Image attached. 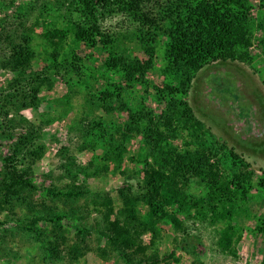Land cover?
I'll return each instance as SVG.
<instances>
[{
    "label": "trees",
    "instance_id": "1",
    "mask_svg": "<svg viewBox=\"0 0 264 264\" xmlns=\"http://www.w3.org/2000/svg\"><path fill=\"white\" fill-rule=\"evenodd\" d=\"M58 2L62 4V0ZM262 5L264 9V0ZM63 7L64 27L42 34L45 45L51 48L46 57L47 69L34 66L38 53L29 32L20 45L9 33L0 38V66L14 73L9 89L0 92V144L11 141L7 152L0 150V216L6 215L0 221V255L9 253L8 237L14 235L10 222L32 231L56 259L77 261L91 250L84 231H78L76 241L69 244L62 214L18 217L17 211L18 206L29 202V192L36 189L35 167L45 152L37 141L42 127L20 114L39 105L42 88L54 86L51 71L57 74L61 69L78 80L69 86L65 103L72 100L76 86L87 89L88 113L81 129L89 139L93 156L82 165L62 152L64 178L69 183L64 192L52 190L54 195H83L85 185L80 179L100 176L108 164H113L125 177L117 189L122 207L116 210L106 204V214L112 217L106 222L103 236L127 263L159 264L163 258L158 253L146 255L150 246L143 236L149 233L151 245L155 244L162 237L161 224L166 220L177 231H183L185 220L181 215L187 219L202 217L211 225L221 224L217 244L222 251L235 254L238 220L246 211L243 203L250 199L253 189L264 191V171L255 180L251 164L216 138L185 97L205 66L218 61L251 62L257 30L262 33L264 50V14L256 19L250 0H63ZM118 14L135 24L129 34H112L104 29V21ZM0 27L4 29L1 24ZM128 43L142 46L145 56H134ZM162 43L160 71L165 82L157 85L148 74L156 69ZM82 46L106 50L100 75L115 73L125 86L108 83L110 89H91L90 80L97 70L89 74L81 67L77 51ZM137 86L161 104L160 112L142 99L134 105L130 103L124 92ZM96 108L107 114L124 112L126 116L110 122L103 117L90 118ZM12 111L15 116H11ZM138 135L142 136L140 150L130 156L137 167L123 169L128 144ZM183 135L180 149L173 141ZM44 220L50 222V229L37 228ZM258 231L264 234V223ZM102 251L105 254V249ZM141 255L147 257L136 263ZM165 257L167 264L180 261L175 250Z\"/></svg>",
    "mask_w": 264,
    "mask_h": 264
},
{
    "label": "rangeland",
    "instance_id": "2",
    "mask_svg": "<svg viewBox=\"0 0 264 264\" xmlns=\"http://www.w3.org/2000/svg\"><path fill=\"white\" fill-rule=\"evenodd\" d=\"M58 1L0 0V24L4 28L0 27V38L9 33L14 43L20 45L24 42L23 36L29 32L33 36L32 47L38 53L34 63L36 69L48 68L46 57L51 48L45 45L42 34L54 27L62 28L65 25L62 18L63 0L62 4ZM250 3L252 14L256 19H260L264 14L262 0H250ZM20 22L25 23L21 25ZM103 27L106 32L112 34H129L130 30L136 28L131 19L120 14L108 17ZM261 38L262 33L255 31L251 62L218 61L205 66L197 74L185 97L196 116L216 138L226 143L228 148L235 149L251 164L250 169L256 175L255 180L257 175L264 171V50ZM128 44L134 56H145L142 46ZM5 45L3 44L4 48H9ZM164 45L162 43L158 48L156 69L148 74L149 79L157 85L165 82L160 71ZM77 52L82 58L83 70L89 74H93L92 70H97V73L93 74L95 78L90 80L91 89L95 92L109 88L108 83L125 86L121 76L115 73L100 75L106 50L82 46ZM13 74L10 69L0 66V92L9 89ZM50 76L54 86L51 89L44 86L39 94V105L24 109L20 114L37 127H42L37 141L45 147V152L35 167L33 183L36 189L29 192L31 203L17 207L18 217L43 218L51 214H62L65 218L61 223L66 229L69 244L76 241L78 231H84L91 250L77 261L69 258L56 259L49 254L45 244L33 236L32 231H27L18 222L16 225L15 222H10L9 228L14 227V235L8 237L9 253L0 255V264H129L109 247L103 236L106 222L112 217L106 214V204L116 210L122 207V199L117 189L124 184L125 177L113 164H108L100 176H92L89 179L82 177L80 183L85 185L86 192L81 196H56L52 192L66 191L69 183V179L64 178L62 152H66L82 165L92 158L93 152L88 137L81 129V122L88 113L87 89L76 86L71 93L72 100L65 103L67 99L64 96L69 92V86L78 81L77 77L66 73L64 69L57 74L51 71ZM113 89L116 91V87ZM151 92L154 93V90L151 89ZM124 93L132 105L137 99H142L157 112L162 109L152 94L145 93L141 86ZM13 112L11 116H15ZM125 116L124 112L107 114L96 108L90 118L103 117L105 122H110L122 120ZM184 136L173 141L180 149L183 147ZM141 140V135L131 139L123 169L130 171L137 167L130 160V156L137 155ZM10 142H4L5 145L1 143L0 150L7 152ZM250 195V199L243 203L246 211L238 220L239 233L235 236L238 240L235 254L222 251L217 244L221 224L211 225L202 217L187 219L181 215L185 220L183 231H177L171 222L166 220L161 224L162 237L155 244L151 245L149 233L143 236L145 244L150 246L146 255L150 257L158 253L159 258H163L159 264H167L168 258L165 256L173 250L176 251V256L180 257V261L172 264H264V234L258 231V226L264 223V191L255 188ZM140 208L144 213L145 207L141 205ZM5 216L3 213L0 221L5 219ZM46 220L40 222L37 228L50 229L52 226ZM147 256L141 255L136 263L143 262V258Z\"/></svg>",
    "mask_w": 264,
    "mask_h": 264
}]
</instances>
